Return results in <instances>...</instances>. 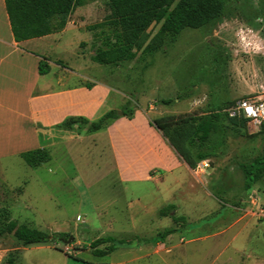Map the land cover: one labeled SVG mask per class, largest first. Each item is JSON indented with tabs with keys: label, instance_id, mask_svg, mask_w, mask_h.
Here are the masks:
<instances>
[{
	"label": "rangeland",
	"instance_id": "rangeland-1",
	"mask_svg": "<svg viewBox=\"0 0 264 264\" xmlns=\"http://www.w3.org/2000/svg\"><path fill=\"white\" fill-rule=\"evenodd\" d=\"M222 1L223 14L215 22L184 29L155 55L117 67L91 60L100 31L108 28L107 0L76 9L71 14L75 27L63 36L26 48L51 63L44 78L51 86L56 87L62 74L68 85L82 82L83 76L108 83L113 89L99 114L129 103L136 123H146L178 157L150 124L153 119L205 116L239 99L264 100V0ZM157 28L148 31L153 34ZM57 64L73 73L62 72ZM162 99L172 102L162 104ZM16 117L0 111V209L18 223L49 235L66 233L73 240L64 244L60 239H67L57 237L50 244L23 247L12 236H0V264L10 259L13 264H264V221L250 213L248 202L252 196L264 205V177L246 193L240 168L262 154L260 130L246 124L238 128L223 118L220 153L208 159L202 172L176 166L169 173L154 167V178L144 180L135 177L150 164L143 135L132 143L131 129L123 121L92 134L73 132L71 142L51 144L50 160L32 168L18 152L36 147L31 139L15 138ZM165 204L175 209L160 218ZM179 217L184 222L172 220ZM166 228L175 233L164 243L146 242ZM106 236L130 245L102 258L93 256L88 244Z\"/></svg>",
	"mask_w": 264,
	"mask_h": 264
},
{
	"label": "trees",
	"instance_id": "trees-1",
	"mask_svg": "<svg viewBox=\"0 0 264 264\" xmlns=\"http://www.w3.org/2000/svg\"><path fill=\"white\" fill-rule=\"evenodd\" d=\"M92 1L94 0H3L10 31L16 43L61 32L69 16L77 8ZM107 5L109 15L105 25L107 24L108 28L100 31L99 45L91 60L110 67H117L138 57H151L174 42L184 29L196 30L211 24L222 16L224 10L222 0H107ZM102 24L97 27L100 28ZM153 25L158 28L155 33L150 34L148 30ZM48 70L46 61L40 60L39 75L47 74ZM86 87L90 88V85ZM160 102L169 104L172 100L162 99ZM133 115V108L126 103L119 111L110 110L94 121L71 116L66 117L54 128L92 134L107 129L121 117L131 120ZM223 118L238 128L245 127L244 119L228 118L223 111H212L205 116L195 113L168 115L155 118L150 124L158 130L182 163L192 170L199 162L220 153L219 149L223 145L220 135ZM259 130L264 136V123ZM18 156L32 168L50 160L49 152L44 148L21 152ZM240 168L244 177V190L248 193L253 185L264 177V147L260 156L248 164H241ZM174 209V205H166L159 209L158 216L167 217ZM172 220L184 222L183 217ZM174 233L175 229L166 228L146 242L164 243L166 237ZM4 235L12 236L23 247L50 244L57 237L68 239L70 236L66 233L49 235L28 227L10 219L9 213L0 209V236ZM128 245L129 241L106 236L94 239L88 247L93 256L102 258L117 248ZM68 257L81 261L77 257ZM9 264H13L11 259Z\"/></svg>",
	"mask_w": 264,
	"mask_h": 264
},
{
	"label": "crops",
	"instance_id": "crops-1",
	"mask_svg": "<svg viewBox=\"0 0 264 264\" xmlns=\"http://www.w3.org/2000/svg\"><path fill=\"white\" fill-rule=\"evenodd\" d=\"M71 27H75V20L70 15L61 32L16 43L10 31L4 2L0 0V111L17 115L16 126L12 125V128L19 130L15 138L31 139L35 149H47L48 146L60 139L71 142L70 140L75 138L73 132L54 128L66 117L80 116L92 120L108 111L105 110L99 114L113 89L108 83L83 76L82 82L68 85L64 83L65 76L62 74L58 77L56 87L51 86L44 81L46 74L39 75L38 73V62L41 60V56L36 51L34 52L33 48H26V45L51 39L54 35L63 36ZM52 42H60V39H53ZM46 63L49 73L51 63L49 61ZM60 63L62 62L60 61ZM57 67L62 72L73 73L71 68L59 64ZM86 85H90V88H87ZM10 98L14 99L13 102L9 100ZM122 121L131 129L128 137L132 143L134 139L140 142L139 136L143 135L141 142L146 151L144 154L150 161L142 173L136 174L137 179L154 178V170L150 172L154 167H159L169 173L176 166L186 167L178 157H174L159 143L160 139L146 123H136V113L131 120L124 118L116 120L107 130L114 128ZM146 135L150 138H147ZM0 143L3 142L0 141ZM150 173L153 175L150 176ZM124 177L129 176L125 175ZM166 205L169 204L164 206Z\"/></svg>",
	"mask_w": 264,
	"mask_h": 264
},
{
	"label": "built area",
	"instance_id": "built-area-1",
	"mask_svg": "<svg viewBox=\"0 0 264 264\" xmlns=\"http://www.w3.org/2000/svg\"><path fill=\"white\" fill-rule=\"evenodd\" d=\"M228 118L244 119L246 125H249L254 131H258L264 123V100L239 99L223 110ZM209 166L208 160L196 164L193 173L202 172ZM251 206L250 213L257 219L264 221V205L258 203L256 198L249 196Z\"/></svg>",
	"mask_w": 264,
	"mask_h": 264
},
{
	"label": "water",
	"instance_id": "water-1",
	"mask_svg": "<svg viewBox=\"0 0 264 264\" xmlns=\"http://www.w3.org/2000/svg\"><path fill=\"white\" fill-rule=\"evenodd\" d=\"M72 240H73V238L70 237V236L68 237L67 240L60 239V241H61L62 243H64V244H69Z\"/></svg>",
	"mask_w": 264,
	"mask_h": 264
}]
</instances>
